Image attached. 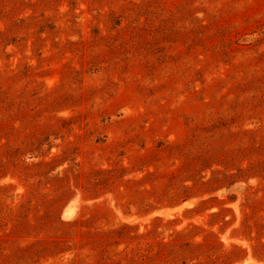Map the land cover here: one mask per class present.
Here are the masks:
<instances>
[{
    "label": "rangeland",
    "instance_id": "374dc122",
    "mask_svg": "<svg viewBox=\"0 0 264 264\" xmlns=\"http://www.w3.org/2000/svg\"><path fill=\"white\" fill-rule=\"evenodd\" d=\"M0 264H264V0H0Z\"/></svg>",
    "mask_w": 264,
    "mask_h": 264
},
{
    "label": "bare ground",
    "instance_id": "6f19581e",
    "mask_svg": "<svg viewBox=\"0 0 264 264\" xmlns=\"http://www.w3.org/2000/svg\"><path fill=\"white\" fill-rule=\"evenodd\" d=\"M179 209H181V208H179ZM168 213V212H167Z\"/></svg>",
    "mask_w": 264,
    "mask_h": 264
}]
</instances>
